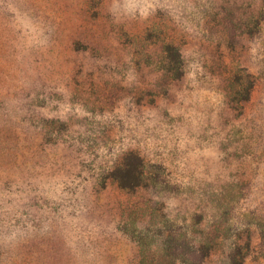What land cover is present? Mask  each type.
<instances>
[{"label": "rangeland", "instance_id": "obj_1", "mask_svg": "<svg viewBox=\"0 0 264 264\" xmlns=\"http://www.w3.org/2000/svg\"><path fill=\"white\" fill-rule=\"evenodd\" d=\"M0 264H264V0H0Z\"/></svg>", "mask_w": 264, "mask_h": 264}]
</instances>
